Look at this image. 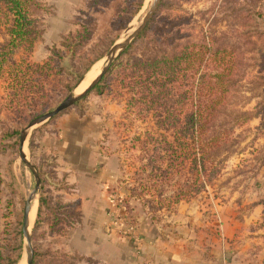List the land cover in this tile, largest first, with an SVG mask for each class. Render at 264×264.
Returning <instances> with one entry per match:
<instances>
[{"label":"rangeland","instance_id":"374dc122","mask_svg":"<svg viewBox=\"0 0 264 264\" xmlns=\"http://www.w3.org/2000/svg\"><path fill=\"white\" fill-rule=\"evenodd\" d=\"M254 1L161 0L157 13L147 26L151 28V31L147 32V38L138 41L146 28L130 46L138 41L136 48L142 52H146L148 48L153 51L171 52L176 44L208 36L215 38L220 47L230 46L243 50L247 53L245 72L250 74L241 89L240 96L244 98L241 99L243 102L237 110L253 111L262 100L253 99L257 92L251 91L255 89L256 78L264 76V60L261 54H264V38H259L264 34V6H257L256 11L261 14L257 18L252 8ZM42 2L47 9L42 17L45 33L32 51L21 49L14 58L15 61L21 62L29 56L31 62L36 65L30 69L36 71V76L41 75L44 80L42 94H36L37 99L20 110L16 106L22 107V102L17 104L22 98L12 95L7 78L0 79V173L3 180L1 211L6 216L0 221V246L6 260L4 264H13L14 261H17L16 264H26L22 232L24 207L28 194L35 189L36 181L33 173L20 158L21 132L35 118L55 110L75 90L87 88L89 78L95 73H100L114 44L123 38L130 26L140 24L151 5V0ZM82 21L87 22V30L93 33L84 45L77 47L74 54H70L66 45L76 42L73 36L81 30L78 23ZM246 32H250L249 42L242 36ZM58 64L64 71H59ZM37 66H45L43 72H40ZM86 75L88 77L82 81ZM260 93L264 97V92ZM137 99L138 96L122 89L118 90L115 85L101 94L92 90L82 101L34 129L32 135L37 129H42L72 113L80 111L87 114L92 110L95 114H101L100 117L106 125L105 132L98 140L103 143L97 144L98 151L105 157H117L114 166L120 168L117 173L113 172L107 176L105 182L100 183L101 187L108 191L109 201L114 199L128 218L141 219V216L146 215L156 219L159 211L167 207L177 194H189L190 174L182 170L169 177L164 176L163 180L151 175V171H155L157 167H167L168 162L163 160L161 155L165 153L166 142L174 143L173 127L176 123L159 125L153 112L146 111L144 103H135ZM247 99H250L248 105H244ZM164 116L161 117L162 120ZM229 125L226 126L227 129L230 128ZM184 128V125L179 124V131ZM12 133L18 134V137L6 138L5 143L1 145L2 136ZM32 135L27 141V154L38 172L40 170L43 174L40 176L41 180H45L46 187L53 193L52 205L62 202L63 212L79 217L78 204L70 202L66 195L73 193L72 188L60 181L62 174L57 175L53 169L55 167H50V160L46 158L39 144L32 140ZM231 137L237 144H229L228 147L222 145L221 156L214 165L221 168L220 172L196 195L191 193V198L186 202L197 201L206 206L213 202L221 204L228 200L234 191L242 189L243 193L236 200L240 203L246 197V191L257 187L261 191L259 204L263 206V212L256 225L243 229L244 235L236 241L238 255H235L232 264H264V185H256L257 182L261 183L256 176L264 172V125H261L260 119H255L245 126L233 129ZM42 191L43 184L37 195L38 211ZM130 191L141 194L144 198L148 191L150 195L145 198L146 208L131 200ZM38 211L32 225L36 264H60L59 258L50 256L56 257L61 253L76 257L80 255L73 242L78 222L71 231L67 228V232L58 233L49 228V213L46 210H43L41 216L42 223L37 226ZM10 213H16V222L11 220ZM57 252L59 254H56Z\"/></svg>","mask_w":264,"mask_h":264},{"label":"trees","instance_id":"16d2710c","mask_svg":"<svg viewBox=\"0 0 264 264\" xmlns=\"http://www.w3.org/2000/svg\"><path fill=\"white\" fill-rule=\"evenodd\" d=\"M263 2L264 0L254 1L252 8L257 18L261 14H258L256 8L264 6ZM46 11V5L42 0H0V79L7 78L12 95L15 98H22L17 101V104L22 102V107L16 106L20 110L34 102L37 99L36 94H42L44 80L41 79V75L36 76V71L30 69L36 65L31 62L29 56L23 58L21 62L15 61L14 58L21 49L32 51L34 45L42 39L45 33L42 17ZM262 21L264 24V16ZM79 23L81 30L73 36L76 42L66 45L70 54H74L77 47L84 45L93 33L91 30L88 31L86 21ZM148 31H151L150 26L141 34L138 41L146 39ZM249 33L242 35L248 42ZM259 38L263 39L264 34ZM135 44L117 59L94 91L101 94L115 85L118 90L122 89L133 96H138L135 103H144L146 111L153 112L159 125L176 123L173 127L174 143L166 142L165 153L161 155L163 160L168 162L166 169L159 166L160 168L155 169L157 173L151 171V175L161 180L164 176L166 178L182 170L190 174L189 194H177L167 207L162 208L169 210L179 202L189 200L191 193L196 195L220 172L221 168L214 165L221 156L222 145L228 147L229 144H237V141L231 137L233 129L245 126L255 119H260L261 125H264V97L260 93L264 92V76L256 78L255 89L251 91L257 92L253 99L261 98L262 101L253 111L237 110L243 102L241 99L244 98L240 96L241 89L250 74L245 72L244 62L247 53L243 50L230 46L220 47L215 38L208 36L176 44L171 52L153 51L149 48L146 52H142ZM261 54L264 60L263 52ZM37 68L43 72L45 66H37ZM58 69L64 71L60 64ZM249 100L247 99L245 102L247 104L244 105H248ZM163 115L165 116L162 120ZM179 124L185 126L181 131ZM227 125L230 128L227 129ZM17 137L18 134L15 133L3 135L1 145L5 143L6 138ZM39 173L42 177L40 170ZM42 182L43 191L37 226L42 223L41 216L43 210H46L49 213L47 223L51 230L59 233L67 232L68 228L71 231L79 220L78 216L63 212L62 202L52 205L53 193L46 187L44 179ZM2 185L0 173V221L2 217H6L1 211ZM147 195H150L148 191ZM129 196L131 200L139 202L146 208L147 201L141 194L130 191ZM135 208L136 205L133 210ZM10 215L11 220L15 221L16 213ZM127 219L135 222L138 217H127ZM152 220L155 221V217ZM1 227L0 223V229ZM50 258H59L60 264H79L83 261L92 264L91 260L80 255L76 257L61 253ZM4 261L6 260L0 246V264H4ZM16 263L17 261L13 262ZM33 264H36V256Z\"/></svg>","mask_w":264,"mask_h":264},{"label":"crops","instance_id":"0c3cea01","mask_svg":"<svg viewBox=\"0 0 264 264\" xmlns=\"http://www.w3.org/2000/svg\"><path fill=\"white\" fill-rule=\"evenodd\" d=\"M100 115L92 110L72 113L32 135L50 160V167H55L57 175L62 174L58 180L72 188L73 193L65 194L78 204L73 242L79 254L92 264H232L243 229L256 225L263 212L261 191L250 188L240 203L236 200L242 189L221 204L181 201L159 211L155 221L141 216L130 223L138 237L134 241L127 232L125 212L113 206L100 184L120 171L114 166L117 157H105L98 151L106 125ZM256 177L261 182L256 185H264V172ZM113 211L115 217L111 216Z\"/></svg>","mask_w":264,"mask_h":264},{"label":"water","instance_id":"95a60500","mask_svg":"<svg viewBox=\"0 0 264 264\" xmlns=\"http://www.w3.org/2000/svg\"><path fill=\"white\" fill-rule=\"evenodd\" d=\"M161 0H151V5L144 18L140 22V24L135 26H130L123 38L114 44L111 48L110 52L107 54L106 59L104 61L101 73L99 76L95 77L91 80V83L88 87L82 91L81 93H77L75 90L71 93L55 110L41 115L34 120H32L29 125L21 132L20 134V158L25 163V165L29 168V170L33 173L36 186L31 195L28 196L25 207H24V216H23V237L25 241V249H26V263L33 264L34 261V249L32 245V230L30 229V213L33 209L34 201L38 195V193L42 189V180L39 175L37 167L31 162L28 155L24 151L25 143L28 141L29 137L32 135V132L37 127L44 125L55 118L57 115L62 113L63 111L69 109L74 106L78 102L82 101L95 87L100 83L103 77L109 72L113 64L117 61V59L129 48L131 43L147 28L148 24L152 20V18L157 13ZM88 75L84 77L86 80ZM81 81V82H82ZM39 201V200H38Z\"/></svg>","mask_w":264,"mask_h":264},{"label":"bare ground","instance_id":"6f19581e","mask_svg":"<svg viewBox=\"0 0 264 264\" xmlns=\"http://www.w3.org/2000/svg\"><path fill=\"white\" fill-rule=\"evenodd\" d=\"M100 73H101V71H100ZM100 73H95L94 75H92L90 78H89V80H88V84H90L91 83V80H93L95 77H97V76H99V74ZM88 77V76H87ZM85 88V87H84ZM86 89V88H85ZM85 89H83V90H81V89H79L78 88V90H77V93H81L82 91H84ZM24 151H25V153L27 154V142L25 143V146H24ZM28 155V154H27ZM33 193V191H31L29 194H28V196L29 195H31ZM37 211H38V200H37V197H36V199H35V201H34V204H33V209H32V211H31V213H30V229L32 230V225L34 224V222H35V220H36V216H37ZM32 220V221H31ZM25 260H26V257H25ZM27 264V263H26Z\"/></svg>","mask_w":264,"mask_h":264},{"label":"built area","instance_id":"2783aa9c","mask_svg":"<svg viewBox=\"0 0 264 264\" xmlns=\"http://www.w3.org/2000/svg\"><path fill=\"white\" fill-rule=\"evenodd\" d=\"M111 203L113 204V206H114L115 208H120L119 205L116 204V201H115L114 199L111 200ZM111 216L115 217V216H116V211L111 212ZM124 218H126L125 220L127 221L128 225H129V228L127 229V232H128L129 234H131V235L134 236V231H133L134 228H133V226L130 225V221L127 219V216L124 217ZM132 239H133L134 241H137V240H138V237H137V236H134V237H132Z\"/></svg>","mask_w":264,"mask_h":264}]
</instances>
